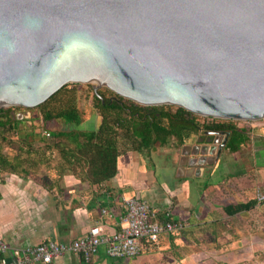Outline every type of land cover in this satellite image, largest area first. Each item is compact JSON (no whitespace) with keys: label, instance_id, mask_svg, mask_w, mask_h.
<instances>
[{"label":"water","instance_id":"95a60500","mask_svg":"<svg viewBox=\"0 0 264 264\" xmlns=\"http://www.w3.org/2000/svg\"><path fill=\"white\" fill-rule=\"evenodd\" d=\"M69 84L264 120V0H0V108L39 107Z\"/></svg>","mask_w":264,"mask_h":264},{"label":"crops","instance_id":"0c3cea01","mask_svg":"<svg viewBox=\"0 0 264 264\" xmlns=\"http://www.w3.org/2000/svg\"><path fill=\"white\" fill-rule=\"evenodd\" d=\"M240 126L250 141L237 153L226 145L219 158L204 157L202 149L215 146L210 139L219 148L228 134L201 131L184 144L172 138L151 152H123L117 175L100 185L57 153L56 162L37 174L0 176V241L8 247L6 257L50 241L71 243L96 226L104 242L93 262L68 253L51 264H239L255 251L264 253V200L259 199L264 197V124L245 121ZM132 197L183 229L164 235L139 257L113 259L106 240L125 226L124 198ZM253 202L250 210L227 213Z\"/></svg>","mask_w":264,"mask_h":264},{"label":"trees","instance_id":"16d2710c","mask_svg":"<svg viewBox=\"0 0 264 264\" xmlns=\"http://www.w3.org/2000/svg\"><path fill=\"white\" fill-rule=\"evenodd\" d=\"M93 90L94 105L101 119L96 130L80 127L86 123L78 105L77 92L65 86L46 103L37 107L47 131L22 133V121L12 111L23 112L27 108H0V175L11 173L30 176L41 172L43 166L55 161V150L69 166L80 167L88 181L100 185L110 181L118 173V160L123 152L146 150L166 146L172 138L184 144L192 134L199 132L228 134L227 149L237 153L250 141L246 128L240 121L201 117L181 107L143 106L124 99L108 88ZM59 123L62 129H48L50 123ZM22 135L19 141L10 142L6 133ZM39 137V140L36 139ZM53 138L54 142H48ZM37 141V142H36ZM9 143L14 156L4 153ZM38 143L44 146L37 148ZM256 203L227 209L235 215L254 208ZM161 220H171L160 216ZM1 260V258H0Z\"/></svg>","mask_w":264,"mask_h":264},{"label":"built area","instance_id":"2783aa9c","mask_svg":"<svg viewBox=\"0 0 264 264\" xmlns=\"http://www.w3.org/2000/svg\"><path fill=\"white\" fill-rule=\"evenodd\" d=\"M251 122V121H248ZM253 122V121H252ZM264 124V120L254 121ZM261 201L264 197L261 195ZM125 226L107 238V254L113 259H133L158 245L164 235L180 232L183 225L173 220H161L160 213L146 201L135 197L124 198ZM102 229L93 227L87 237L71 243L50 241L17 251L13 258L6 257L8 247L0 241V264H51L65 254H75L91 263L103 244Z\"/></svg>","mask_w":264,"mask_h":264},{"label":"rangeland","instance_id":"374dc122","mask_svg":"<svg viewBox=\"0 0 264 264\" xmlns=\"http://www.w3.org/2000/svg\"><path fill=\"white\" fill-rule=\"evenodd\" d=\"M69 85L72 89L76 90L77 98H78V105L80 107L81 112L84 115V118L86 119V124L82 125L80 128L86 131L96 130L101 121L98 115V111L95 108L94 97H93V90L95 91L94 86H97V85L96 84H69ZM103 88H106V87L100 88L98 90V93ZM165 106H171V105H165ZM171 107H177V106H171ZM36 109L37 107L33 109L25 110L24 112L26 114L25 113L23 114V112H21L22 114L21 113L19 114V112L18 113L16 112L17 114L15 115L16 116L15 118L23 122L22 125L20 126V128L22 129V133H29V132L35 131L37 134H40V133H43L44 130L47 131V129H45L46 123L43 117L41 116L40 112ZM23 115H27V116L24 117ZM244 122L245 121H240L239 124L243 125ZM62 128H63L62 125L57 122L50 123L48 126V129L52 131H58ZM6 134L10 142L19 141L20 138H23L21 134L17 135L16 133H8V132ZM36 140L38 141L39 137ZM48 142L53 143L54 139L49 138ZM39 144L40 143H38L37 145ZM3 151L4 153H7L10 156L15 155V151L10 148L9 143L6 144ZM54 153H57L58 155L57 157H59L58 151L55 150ZM7 175L8 173H4V174H1L0 176L5 177ZM239 264H264V253H262L261 251H255L252 259L248 260L246 263H239Z\"/></svg>","mask_w":264,"mask_h":264},{"label":"flooded vegetation","instance_id":"af4514ba","mask_svg":"<svg viewBox=\"0 0 264 264\" xmlns=\"http://www.w3.org/2000/svg\"><path fill=\"white\" fill-rule=\"evenodd\" d=\"M11 108H14V109H17L18 107H11ZM17 111L16 110H14V111H12V114H14V115H16L17 113H16ZM21 112H19V114H20ZM25 112L23 111V114H24ZM22 114V113H21ZM26 114V113H25ZM24 117H26L27 115H23ZM25 119V118H24Z\"/></svg>","mask_w":264,"mask_h":264}]
</instances>
